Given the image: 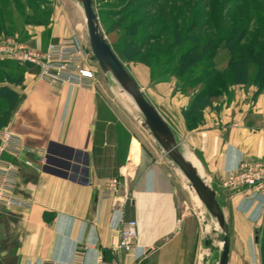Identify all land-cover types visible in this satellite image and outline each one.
<instances>
[{"label":"crops","instance_id":"crops-1","mask_svg":"<svg viewBox=\"0 0 264 264\" xmlns=\"http://www.w3.org/2000/svg\"><path fill=\"white\" fill-rule=\"evenodd\" d=\"M146 68L142 81L127 71L215 191L229 230L227 264H261L264 197L228 191L220 179L240 161L264 160V91L256 94L251 81L235 86L232 98L204 107L188 125L189 97L172 79L145 94ZM19 70L22 87L11 89L21 101L6 127L33 153L2 156L19 165L13 192L29 206L0 205V264H71L79 246L83 264H213L218 227L131 114L95 81L49 84L35 65ZM110 177L120 180L115 201L103 194ZM122 220L136 221L134 251L115 247Z\"/></svg>","mask_w":264,"mask_h":264},{"label":"trees","instance_id":"trees-1","mask_svg":"<svg viewBox=\"0 0 264 264\" xmlns=\"http://www.w3.org/2000/svg\"><path fill=\"white\" fill-rule=\"evenodd\" d=\"M257 2L264 0H235L231 5L229 0H206L203 4L200 0H119L118 8L111 12L118 16L114 24L123 25L128 40L121 52L111 48L120 59L144 62L154 83L181 78V83L192 87L193 97L184 110L191 125L204 107L216 102L232 85L251 81L256 94L264 91V6ZM226 5L229 10L216 16ZM257 12L260 16L255 15ZM238 16L244 17L239 29ZM231 18L228 25L226 20ZM250 20L253 23L246 24ZM253 24L255 27H251ZM220 48L227 52L223 68L215 61ZM251 67L254 73L250 80ZM1 90L15 94L6 85H1ZM6 93H0V98L7 99ZM1 108L0 127L7 123L9 114ZM259 245L264 264V229Z\"/></svg>","mask_w":264,"mask_h":264},{"label":"rangeland","instance_id":"rangeland-1","mask_svg":"<svg viewBox=\"0 0 264 264\" xmlns=\"http://www.w3.org/2000/svg\"><path fill=\"white\" fill-rule=\"evenodd\" d=\"M185 1L188 2L189 0H185ZM229 1H230L229 4L231 5V2L235 0H229ZM200 2L203 4L206 3V0H200ZM257 3L260 7L264 6V2H257ZM92 5L98 17L101 29L105 34L106 39L109 42L110 46L113 47L116 52L117 51L121 52L128 39L124 37L125 33L123 31V25L119 26L117 24H114V21H116L118 16H114L111 12L113 9L118 8L119 0H92ZM224 7L225 10L222 12L216 10L217 12L215 15L218 16L220 15L219 13H223L226 10H229L227 5ZM187 13L190 12L187 11ZM255 15L260 16L258 12L255 13ZM233 19L234 18L226 20V23L228 25H231ZM238 19H239V24L237 25V29H239V27L243 24L244 17L238 16ZM216 21L217 22L219 21L218 17L216 18ZM252 21L253 20H250V22L249 23L246 22V24L251 25L253 23ZM251 27H255V25L253 24ZM56 34L58 35L55 36ZM14 36H17V39L19 41L29 45H35V42L38 41L42 49H45L46 46L51 42H58L60 40L67 39L69 37L73 38V41L81 45V47L84 49V51L87 54L88 64L94 70V81L96 83H99V85L103 87V89H105L108 94L111 95L110 98L113 99L122 109L123 108L126 109L127 113L131 114V119L134 120L138 129L142 128L141 126L142 115L139 112V110L135 108L136 106L135 107L133 106L134 103L131 104L127 100L125 101L121 95V93L124 92L121 89V87L112 79L110 74L103 73L98 67V64L94 59L89 47L88 35L85 26L82 7L80 3H78L76 0H0V38H8ZM185 45H187V43ZM226 60H227V52L224 48H220L215 58L216 65L219 68H223L226 64ZM121 62L124 64L127 70H130L132 73H135V75L137 76V78H139V80L142 81L146 79L147 77L146 67L148 66L144 62L139 61L136 58L128 61L122 59ZM3 63H7V64L4 65ZM27 64L28 63H21L14 60H6V59L1 60L0 86L6 85L8 89L21 88L23 78L20 75L21 71L19 70V67H22L23 65H27ZM148 73L150 79V70ZM155 73L157 74V71H155ZM253 73H254V68L251 67L249 71L250 80L251 77L253 76ZM158 76L161 75L159 74ZM155 77L156 79L159 78L157 77V75H155ZM37 79H38V75H37ZM171 79L175 80L176 87L179 86L180 89L182 90L185 89V91L179 90L181 93H183V95L189 97V99L193 97L192 87L187 86V84L181 83V78H177V79L171 78ZM154 84L155 83L151 79L149 80L148 83L144 82L142 86V90L144 91V93L150 95ZM238 85L241 84L230 86L225 94L219 95L216 102L221 103L222 100H228L232 98V95L234 93L233 88ZM0 93H6L8 95V97L6 96L7 99L2 98L1 96L0 108L2 107L3 109L8 110L9 113L8 119H9L11 114H14L18 103L21 101V97L16 95V93L15 94L10 93V91L7 90H1ZM200 119L201 116L197 119V121ZM187 124L190 125L188 122ZM2 128L15 134V132H13L9 127H6V124L0 127V129ZM172 167L174 171H180L176 165L172 164ZM180 177L182 179V176ZM186 187L188 188V186ZM191 192L193 197H195L197 203H200V201L193 193V191ZM205 215H207L206 218L209 219L210 216H208V214ZM213 222H215L214 219ZM219 233L221 236L222 234L221 231ZM260 234H263V231ZM213 239H215L217 243V246L215 247L216 249L215 258L213 257L214 258L213 264H216L220 254L219 245H221V241H220V237H215ZM257 239L258 240L260 239L259 236Z\"/></svg>","mask_w":264,"mask_h":264},{"label":"built area","instance_id":"built-area-1","mask_svg":"<svg viewBox=\"0 0 264 264\" xmlns=\"http://www.w3.org/2000/svg\"><path fill=\"white\" fill-rule=\"evenodd\" d=\"M14 60L38 67V79L46 83H66L80 86H91L94 81V70L87 61L84 49L73 38L49 43L42 49L38 41L29 45L17 39V36L0 38V61ZM33 150L26 146L19 136L6 129H0V205L28 207L29 204L17 197L14 186L17 182L19 165L4 154L18 157L31 154ZM43 162V158H37ZM32 165V161H25ZM221 187L231 191H250L264 197V160H243L235 169L229 171L220 179ZM120 185L118 177L106 178L103 183V194L116 200V192ZM127 200L128 197L126 196ZM137 224L134 220H122L115 241L116 249L125 252L134 251L137 244ZM76 249L71 264H83L82 251ZM44 264H50L45 262Z\"/></svg>","mask_w":264,"mask_h":264},{"label":"water","instance_id":"water-1","mask_svg":"<svg viewBox=\"0 0 264 264\" xmlns=\"http://www.w3.org/2000/svg\"><path fill=\"white\" fill-rule=\"evenodd\" d=\"M82 7L88 43L98 67L127 93L142 115L141 126L153 137L164 155L178 167L185 184L193 191L221 231L220 254L216 264H227L230 237L224 213L219 206L215 191L202 179L197 168L179 151L175 135L158 111L146 100L135 80L112 50L103 33L92 0H76Z\"/></svg>","mask_w":264,"mask_h":264},{"label":"bare ground","instance_id":"bare-ground-1","mask_svg":"<svg viewBox=\"0 0 264 264\" xmlns=\"http://www.w3.org/2000/svg\"><path fill=\"white\" fill-rule=\"evenodd\" d=\"M121 95H122V97H123V99L126 101H128L129 103H131V104H133V102H132V100H131V98L129 97V95L127 94V93H125V92H122L121 93ZM133 106L135 107V105L133 104ZM136 108V107H135ZM137 109V108H136ZM191 159H192V163H194L195 162V160L192 158V157H190ZM195 164V163H194ZM183 179H184V177H183ZM185 180V179H184Z\"/></svg>","mask_w":264,"mask_h":264}]
</instances>
